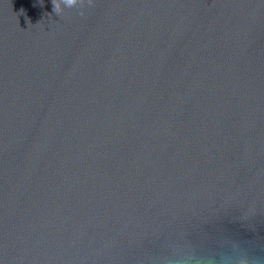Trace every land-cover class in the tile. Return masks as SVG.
<instances>
[{
  "label": "water",
  "instance_id": "95a60500",
  "mask_svg": "<svg viewBox=\"0 0 264 264\" xmlns=\"http://www.w3.org/2000/svg\"><path fill=\"white\" fill-rule=\"evenodd\" d=\"M178 262L264 264V0H0V264Z\"/></svg>",
  "mask_w": 264,
  "mask_h": 264
},
{
  "label": "clouds",
  "instance_id": "9594fccd",
  "mask_svg": "<svg viewBox=\"0 0 264 264\" xmlns=\"http://www.w3.org/2000/svg\"><path fill=\"white\" fill-rule=\"evenodd\" d=\"M64 7L66 8H72L74 5L78 2V0H62ZM54 8L56 12H59V6L57 4H54ZM81 15H83V11L81 12ZM178 264H181V262H178Z\"/></svg>",
  "mask_w": 264,
  "mask_h": 264
}]
</instances>
